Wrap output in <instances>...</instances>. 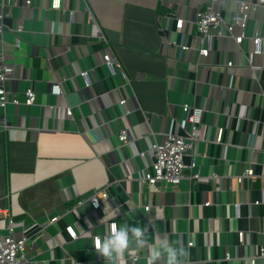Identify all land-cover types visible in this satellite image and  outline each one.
I'll use <instances>...</instances> for the list:
<instances>
[{
    "label": "crops",
    "instance_id": "obj_1",
    "mask_svg": "<svg viewBox=\"0 0 264 264\" xmlns=\"http://www.w3.org/2000/svg\"><path fill=\"white\" fill-rule=\"evenodd\" d=\"M50 1L0 0V57L12 65L0 107V207L28 236L19 264H130L133 255L149 264L159 238L187 249L182 264H264V0H247L239 43L209 27L206 56L196 11L211 3L231 22L240 0ZM183 103L198 109L201 135L183 156L197 176L186 167L177 188L148 192L138 177L151 144L190 129ZM102 187L107 197L93 207ZM110 220L144 227L148 243L130 238L119 256H103L93 236L105 237Z\"/></svg>",
    "mask_w": 264,
    "mask_h": 264
},
{
    "label": "built area",
    "instance_id": "obj_2",
    "mask_svg": "<svg viewBox=\"0 0 264 264\" xmlns=\"http://www.w3.org/2000/svg\"><path fill=\"white\" fill-rule=\"evenodd\" d=\"M59 5L60 0L50 1L51 7H59ZM250 6L251 4L247 0H240L237 15L231 22L223 20L219 12L213 8L211 3H206L203 6H200L195 14V27L197 31L200 32L201 40L203 42V44L198 47V53L206 56L211 49L212 34L208 32L209 27L216 28L215 34L217 35L221 34L222 28H224V34L231 36L234 42L239 43L245 36L244 27ZM174 17L176 27H181L183 18L175 14ZM233 25L240 26L238 33L233 32ZM220 26H222V28H220ZM18 28L21 27L19 26ZM1 30L2 26L0 22V32ZM251 39L253 43V52H260L261 36L255 33L251 36ZM181 48H186V45H181ZM103 58L110 64L113 61L107 53L103 55ZM226 64L232 65L231 60H228ZM11 71L12 65L3 62L0 57V107L7 101V90L4 82ZM81 74L85 75V71H82ZM51 86L53 91L60 92L56 82H54ZM24 93L25 102H32L34 98L33 91L28 88ZM119 103L124 105L125 100L122 98L119 100ZM182 108L186 112V119L190 122V129L185 134H179L174 131L167 132L163 140L153 142L149 148V154L151 156L149 169L142 172L138 177L140 184L147 188L148 192L158 191L161 188L170 190L177 188L179 181L184 176V170L186 167H190V177L197 176V173L191 169V167L194 166V162L191 161L189 164H185L183 156L192 148L193 143L201 135V131L198 126V109L194 106L188 105L187 103H183ZM66 113L67 115H70L71 109L67 108ZM220 136L221 130L219 129L217 131L216 139L219 140ZM118 137L120 140L124 141L126 139V129L121 128ZM242 173L247 176H251L253 174L252 168L246 167ZM238 179H240L239 175ZM106 197L107 193L104 190V187H102L90 197V203L93 207H97ZM148 205L149 202L144 205V208L147 209ZM233 205L237 210L238 202H235ZM1 217L4 218V223L0 226V230H3L0 231V264H19L25 260L24 248L28 236L24 232H21L19 235L15 233L13 228L14 220L7 207H0V218ZM54 219H56V216L50 218L49 220ZM113 224L117 225L114 220H110L108 223L109 231L111 225ZM65 229L71 237L76 236V233L71 225L65 226ZM238 233L239 236H241L242 232L239 231ZM98 241L99 236H93L94 247ZM191 243L192 241H188V244ZM259 253L264 254V245L260 247ZM136 257V255L130 257V264H137ZM251 261L254 262V258H251Z\"/></svg>",
    "mask_w": 264,
    "mask_h": 264
},
{
    "label": "clouds",
    "instance_id": "obj_3",
    "mask_svg": "<svg viewBox=\"0 0 264 264\" xmlns=\"http://www.w3.org/2000/svg\"><path fill=\"white\" fill-rule=\"evenodd\" d=\"M146 229L138 225H111L108 234L97 242L96 249L103 256H119L128 246L130 238H134L138 246L146 245ZM151 261L164 255V264H182V259L188 255L187 249L183 246H174L166 238H159L149 248Z\"/></svg>",
    "mask_w": 264,
    "mask_h": 264
}]
</instances>
